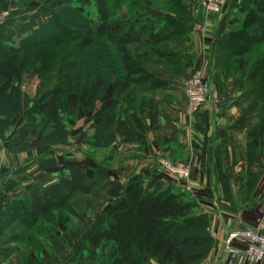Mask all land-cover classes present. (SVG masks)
Returning <instances> with one entry per match:
<instances>
[{"label": "trees", "instance_id": "1", "mask_svg": "<svg viewBox=\"0 0 264 264\" xmlns=\"http://www.w3.org/2000/svg\"><path fill=\"white\" fill-rule=\"evenodd\" d=\"M169 1L181 12L187 8L184 0ZM59 6L63 7L59 11L55 10L58 6L51 8L55 20L33 30L19 47L11 46L0 30V136H5L21 115V86L24 75L33 71L44 77L57 74L58 78L49 98L39 104L29 121L32 136L38 135L45 122L52 135L63 138L67 95L80 94L86 82L90 92L85 107L90 111L97 109L106 86L112 99L93 124V134L86 141L90 150L116 149L119 140L136 142L146 129L144 111H152L155 121L157 91L164 82L150 77L138 64L136 52L128 48H143L161 63L166 62L164 67L179 65L189 53L186 46L172 47L174 39L189 43L191 24L173 17L145 16L126 30L128 24L110 19L103 0H65ZM91 7L99 14L95 19L90 16ZM237 10L245 17L230 19L233 26H240L230 30L222 42L218 70L225 81L241 77V97L254 96L264 104V0H241ZM61 16L79 20L94 29V37L101 40L85 41L78 28L60 21ZM95 22L98 26L94 28ZM69 59L71 63H67ZM259 114L260 123L248 133L250 165L258 156L264 158V114ZM52 170L58 175L53 183L30 186L0 216V254L10 257L18 253L21 264H39L48 256L52 240H63L69 234V213L64 217L65 211L79 196H91L95 185L104 179L98 165L85 168L72 163ZM239 181V194L244 193L240 201L245 202L257 176L249 169ZM103 185L114 211L92 234L88 245L99 252L109 244L108 264H144L143 256L157 264H201L214 251L211 222L196 215L199 206L188 193L173 187L150 190L138 176L129 179L127 185L120 180H107Z\"/></svg>", "mask_w": 264, "mask_h": 264}, {"label": "crops", "instance_id": "2", "mask_svg": "<svg viewBox=\"0 0 264 264\" xmlns=\"http://www.w3.org/2000/svg\"><path fill=\"white\" fill-rule=\"evenodd\" d=\"M234 1L239 0H233L232 3ZM57 3L54 2L39 11L27 10L24 11V15H13L2 31L6 40L10 41L8 36L28 34L39 26L53 21L50 8ZM1 5H4L3 0ZM234 7L219 16L220 25L217 26L218 30L214 35L191 36V41L185 45V52L189 55H185L179 65L171 64L164 67L163 64L155 63L147 67L146 73L150 77L164 82L162 88L157 91L158 109L155 121L152 122L153 112L145 110L144 134L132 143L119 140L116 148L123 155L113 160H118L116 161L118 168L123 163L126 164L129 171L125 170V176L128 180L134 176L144 177L143 181L150 185V190L173 187L183 191L181 182L166 180L163 177L158 166L160 158L190 164L193 170V183L206 186L207 203L213 207L212 221L209 220L216 245L222 239H228L242 224L243 207L242 204H238L239 179L250 169L257 176V185L264 181L263 156H258L252 165L247 158L248 133L260 123L259 113L264 114V104L259 103L254 96L241 97L240 78L234 76L225 81L218 70L219 48L229 37L226 26L231 14L234 13ZM146 16L157 19L170 17L153 9ZM185 21L189 22V19ZM215 22L214 20L212 24L209 23V33L214 29ZM196 71H200L210 82L211 90L205 106L192 115L188 111L184 84ZM2 83L3 79L0 78V85ZM129 125L135 129L131 119ZM92 134L93 131L91 136ZM15 137L14 131L4 138L0 136V216L10 202L21 197L30 186L35 184L47 186L56 179L47 174V171L56 167V161L51 157L53 152L50 150L51 147L48 146L49 149L45 147L48 155L45 154L46 158L41 155L40 160V157L34 154V149L18 148L15 145ZM123 158L124 161L120 165ZM98 171L106 180H120L121 171L113 173L109 170L108 176V169L101 165H98ZM142 171H145V175ZM189 197L194 201L191 194ZM262 201L264 202V200L259 202ZM112 208L114 211V205ZM86 213L87 211H84L83 214L88 219H83L78 229L61 241H52L53 252L39 264H97L98 251L89 246L88 241L98 228L104 226L96 223L98 219L101 221L109 215L100 211V215L97 212L99 216L92 220L93 217ZM211 255L205 262L211 261L213 257ZM222 255L223 253H220L213 260V264H220L222 259L226 261ZM0 264H21L20 256L18 253H13L10 257L0 254Z\"/></svg>", "mask_w": 264, "mask_h": 264}, {"label": "rangeland", "instance_id": "3", "mask_svg": "<svg viewBox=\"0 0 264 264\" xmlns=\"http://www.w3.org/2000/svg\"><path fill=\"white\" fill-rule=\"evenodd\" d=\"M63 1L65 0H3L4 5H1L2 0H0V15L7 14V17L5 19V27H6L8 20L11 21L13 15H24L25 14L24 11L27 10L36 9L39 11L43 7L51 5L54 2L55 3L58 2V3L52 6V8L58 6V8L55 10L59 11L63 8L62 6H59L61 3H63ZM184 1L187 5L186 6L187 8L184 12L174 9L172 5L168 3L170 2L169 0H103V4L105 7L108 6L110 10L109 17L111 20H113V22H121L123 24H128L125 27L126 30H129L131 26L137 23L139 18H143L146 16V14H149V11L152 9L157 10L163 15H168L173 18H178L181 20L189 19L188 25L191 24V27L195 25H207L210 30V24H212V22L215 20L216 22L213 27L214 29H212L211 33H209L208 31L205 35H201L197 33L196 34L192 33L191 31L190 33L191 36H200V37L214 35V33H216L218 30L217 26L220 25L219 16L224 14L226 11L230 10V8H233L234 6H235L233 10L234 13L231 14L228 20L229 23L226 26V30L228 31V33L230 32V30L237 29L240 26L238 24L233 26L230 23V19H234V18L243 19L245 17L241 15L237 10L241 3V0L234 1V3H232L233 0H226L221 9V12L216 15L213 14L209 15L205 7H203L201 0H184ZM198 8L201 9L198 10ZM90 11H91L90 16L93 19H95L99 15L97 14V11L94 7H91ZM201 16L203 17L202 20H201ZM52 18L54 21L55 19L53 15ZM60 21L62 23H65L66 26L68 27L70 26L71 28L74 29L78 28L79 29L78 33L80 34V36H82V38L85 41L89 39L91 40L92 38L95 41L101 40L100 37H99L100 39L98 37H94L96 35L94 29L91 28L90 30V28H88L85 24L81 23L77 19H67V17L61 16ZM96 26L98 25L95 22V25L93 27L95 28ZM215 27H217V29ZM28 34H17V36H8L10 41L7 42L11 46L19 47L21 44V40H23ZM174 41L176 43L172 47L176 49L179 46L181 47L182 45L184 46L185 49V45H184L185 41L179 38H175ZM60 48H62V46ZM128 49L136 52L135 55L137 56V59H139L138 64L143 68L145 72L149 65H153L157 63V61H159V59L156 56L147 54L143 48H139L136 51L135 46H131ZM139 54H144V55L140 57L138 56ZM71 62L72 61L70 59L67 61V63H71ZM146 63L147 65H145ZM161 64H166V62L161 63V61H159V63L155 65H161ZM57 78H58L57 74L54 75L52 74L44 77V76H40L37 72H33V71L24 75V81L21 86L23 110L21 115L17 118V121L13 126V128L8 132L10 133L11 131H14V134H16L15 145L18 148L34 149L33 150L34 154L36 156H39L40 160H41V155L43 157L45 156V154H47L46 148L49 149V147H51L50 150L53 151L51 152V157L53 158V160L56 161V167H58V169L62 168L64 164L78 163L85 168L87 167L94 168L97 167V165H101L108 169V176L110 171H112L113 173L121 171L119 175L120 182L124 185H127L129 180L125 176V170H128L126 169V164L123 163L122 166L118 168L116 162L118 160L113 161L114 159L122 156L123 154H121V152H119L116 147H115L116 149L112 148L105 152L104 151L93 152L90 150V148L86 143V141L91 136V133L93 131V124L95 123L96 118L102 111L107 109L109 104H111L112 101L111 89L109 86L105 87L101 95V100L99 101L97 105V109L95 111H90L85 107L90 92V87L86 82L82 87L80 94L69 93L67 95V99H66L67 109L62 117V121L65 126L63 138H61L57 134L52 135L50 129H48L49 127L48 123L45 122L40 127L37 136H32L30 134L32 128L29 125L30 124L29 121L31 118L35 116L36 114L35 112L39 104H41L43 100L49 98L52 85L55 84V80ZM240 82L243 88L241 77H240ZM128 122H129V118H128ZM5 136H1V137L4 138ZM47 155L45 156V158L47 157ZM124 158L121 159L120 165L124 161ZM108 160H110V162H108ZM108 163L109 165H107ZM155 163H157V161ZM121 168L123 170H120ZM50 171H47V174L51 175L53 178H57L58 175H56L55 171L53 170ZM142 173L143 175H145V171H142ZM138 177L142 180L144 186L149 189L150 185L146 184L143 181L144 177L142 176H138ZM163 177L165 176L163 175ZM166 180L179 183V181L174 179L167 178ZM106 181H107L106 177L104 176V179H102V181L99 184L95 185V187L93 188V193L91 196L89 197L79 196L71 204V207L68 209V211H65L64 217L67 216L66 212L69 213V219H70L69 221L70 230L68 229L69 234L71 232H74L76 229H78L83 219H88L87 217L84 216L83 214L84 211H87L86 214H89L90 217H93L92 220L100 215V211L106 213L107 215H109L110 212L113 211L112 208L113 203H111V201L108 199L107 189L105 188V185H103L106 183ZM205 188L206 186L198 185L195 182L194 191L193 194H191V196L194 197V201L199 206V208L196 210V215H203L204 217L207 216V218L211 220L213 207L208 205L209 203H207L208 195L206 194ZM24 193L22 194V196L24 195ZM255 196H257V199H255ZM240 197H244V193H242ZM240 197L238 198V204H242L243 211L241 214L242 224L239 225V229L253 227L256 223V220L264 215V212H262L264 211V202L263 201L259 202L260 200H264V181L260 182L259 185L256 184L254 186L253 191L246 197L245 202L240 201ZM97 212L99 213L98 216H97ZM107 217H105L101 221L98 219V222L96 223H98L99 225L105 224L106 222L105 220L107 219ZM58 222L59 221H57V223ZM227 242H228L227 238H224L220 242H217L216 249L214 253L211 255L213 256L211 261L210 262H207L208 260L206 262L203 261L201 264H213L214 262L213 260L216 257H218L220 253H223L222 256H224V258L227 260V257L230 255L227 253V247L232 246V243L231 245H228ZM233 245L234 248L239 246L238 244L236 245V243ZM109 248L110 245L107 243H105L102 246L100 251L97 253V259H96L97 264L98 263L108 264V261L110 259ZM239 248L241 249L242 247ZM52 252H53V247L51 245V250L49 254H51ZM142 260L144 264H157L146 256H143ZM220 264H227V261L222 259ZM245 264H264V262L248 261Z\"/></svg>", "mask_w": 264, "mask_h": 264}, {"label": "built area", "instance_id": "4", "mask_svg": "<svg viewBox=\"0 0 264 264\" xmlns=\"http://www.w3.org/2000/svg\"><path fill=\"white\" fill-rule=\"evenodd\" d=\"M207 13L216 15L226 0H201ZM7 14L0 15V30L5 26ZM192 33L205 35L209 31L207 25H195ZM211 85L200 71L190 75L184 84V94L187 100L188 111L193 115L199 112L209 100ZM161 174L167 179H174L182 183L183 192L193 194L192 167L190 164L174 162L162 157L158 160ZM227 264H245L248 261L264 262V215L259 217L253 227L239 229L228 238ZM239 246L234 248V245ZM239 247H242L241 249Z\"/></svg>", "mask_w": 264, "mask_h": 264}]
</instances>
